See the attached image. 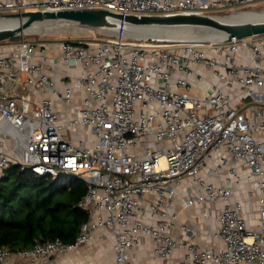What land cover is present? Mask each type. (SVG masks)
I'll use <instances>...</instances> for the list:
<instances>
[{
    "label": "built area",
    "instance_id": "1",
    "mask_svg": "<svg viewBox=\"0 0 264 264\" xmlns=\"http://www.w3.org/2000/svg\"><path fill=\"white\" fill-rule=\"evenodd\" d=\"M264 0H0L5 13L103 8L120 14L175 15L240 11ZM51 65L61 73L52 72ZM200 66V70L196 66ZM209 72L222 84L204 98L192 77ZM240 87L246 107L232 102ZM17 86L22 87L21 91ZM264 34L220 41H170L125 35L87 40L8 39L0 44V179L17 164L39 175L81 177L86 193L77 201L98 216L76 240L60 238L12 251L0 246V262L11 256L44 258L78 249L93 229L114 236L116 261L132 264L129 251L143 236L154 239L156 256L177 264H264ZM78 102L75 104V100ZM73 107L68 116L56 105ZM244 160L257 176L261 227L251 226L243 203L233 201L238 167L227 177V158ZM216 166H210L211 160ZM205 171V176L202 175ZM192 178L187 205L225 201L214 237L220 244L198 249L171 234L176 215L167 201L182 178ZM156 201L137 217L146 195ZM170 263V262H169Z\"/></svg>",
    "mask_w": 264,
    "mask_h": 264
},
{
    "label": "crops",
    "instance_id": "2",
    "mask_svg": "<svg viewBox=\"0 0 264 264\" xmlns=\"http://www.w3.org/2000/svg\"><path fill=\"white\" fill-rule=\"evenodd\" d=\"M2 41L0 42V44ZM53 73L60 74L59 66L56 68L51 65ZM200 70V66H196ZM203 79L199 80L195 76L192 77L194 93L200 98H204L212 92V87L222 84L221 81L213 77L209 72L203 71ZM223 88L226 91L238 92V96L233 98L232 102L239 107H246L252 103L251 99L242 101L240 99L241 89L238 85H227L223 83ZM17 90L22 87L17 86ZM264 91V89H262ZM78 100H75V104ZM56 105L62 112L68 116H73V107L63 105L59 100ZM217 160L212 159L210 166H216ZM236 166L242 175V180L233 185V201L243 203V212L251 226L259 229L262 225L259 216V201L258 194L253 192L254 187L258 183V177L248 178L250 173L249 167L244 160L235 162L231 157L227 158L222 172L216 176H212L210 180L219 181L221 177H227L230 167ZM205 176L206 172L202 171ZM192 178L184 177L181 179L176 188L175 197L171 201H167L168 209L166 218L170 219L172 214L176 215L175 227L171 230V234L177 239L189 241L198 249H206L220 244V240L214 237V232L218 227L217 214L225 205V201L219 200L216 202H205L203 204L187 205L188 188L192 184ZM156 201L154 194L146 195L141 203V209L137 211V217H142L149 222H157L160 216L151 217L147 212L149 205ZM98 216L93 213L91 219L94 220ZM90 219V220H91ZM91 222V221H89ZM155 241L153 238L143 236L142 241L132 247L129 251L132 264H177L184 255V251L177 249L169 260L158 257L154 253ZM116 251L114 247L113 233L105 228L93 229L90 233V239L82 244L78 249L59 252L54 255L37 258H17L10 257L0 264H119L116 261ZM170 262V263H169Z\"/></svg>",
    "mask_w": 264,
    "mask_h": 264
},
{
    "label": "trees",
    "instance_id": "3",
    "mask_svg": "<svg viewBox=\"0 0 264 264\" xmlns=\"http://www.w3.org/2000/svg\"><path fill=\"white\" fill-rule=\"evenodd\" d=\"M86 191L76 175H39L12 164L0 179V246L17 251L56 238L75 241L91 219V210L77 205Z\"/></svg>",
    "mask_w": 264,
    "mask_h": 264
},
{
    "label": "water",
    "instance_id": "4",
    "mask_svg": "<svg viewBox=\"0 0 264 264\" xmlns=\"http://www.w3.org/2000/svg\"><path fill=\"white\" fill-rule=\"evenodd\" d=\"M4 18H18L14 24L0 26V42L28 32L43 23L57 22V27L76 24L102 30L130 31L148 28L142 39L170 41H220L264 34V18L230 20L210 14L142 15L120 14L103 8L34 10L5 13ZM51 24V23H49Z\"/></svg>",
    "mask_w": 264,
    "mask_h": 264
},
{
    "label": "rangeland",
    "instance_id": "5",
    "mask_svg": "<svg viewBox=\"0 0 264 264\" xmlns=\"http://www.w3.org/2000/svg\"><path fill=\"white\" fill-rule=\"evenodd\" d=\"M263 10H264V1L253 3L251 6H248L245 9H243V11H247V12H245L242 18L243 19L253 18V17L264 18ZM254 12H257V13H254ZM218 14L220 16L228 17L233 14V11L223 10L222 12H218ZM57 26L48 28L42 31H37L35 29H32L31 31L23 32L22 34L14 37L13 39H20L22 37H25L27 39L39 38L45 41L87 40V39H92L94 37H106V36L116 35V34L125 35L131 38H141L138 35H134L130 31H127V30L124 32H119L117 30L111 31V30H102L99 28L94 29V28H89V27H81L76 24L62 25L59 27Z\"/></svg>",
    "mask_w": 264,
    "mask_h": 264
},
{
    "label": "bare ground",
    "instance_id": "6",
    "mask_svg": "<svg viewBox=\"0 0 264 264\" xmlns=\"http://www.w3.org/2000/svg\"><path fill=\"white\" fill-rule=\"evenodd\" d=\"M245 12L247 11H234L233 14L231 16H228L227 18L230 19V20H241L243 19L242 16L245 14ZM264 12V10H263ZM254 13H257V12H254ZM264 16V15H263ZM18 21V18H3V19H0V26H5V25H10V24H14ZM51 23V24H49ZM57 22H48V23H43L41 25H37L35 26V30L37 31H42V30H46L48 28H52V27H55L57 24ZM31 31V30H30ZM118 31V30H117ZM149 32V29L146 27V28H138V29H132L131 30V33L134 34V35H147ZM128 33V32H127Z\"/></svg>",
    "mask_w": 264,
    "mask_h": 264
}]
</instances>
